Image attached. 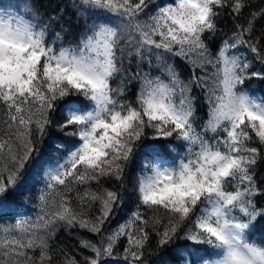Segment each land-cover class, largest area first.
I'll list each match as a JSON object with an SVG mask.
<instances>
[{
  "label": "snow or ice",
  "instance_id": "6c2138e0",
  "mask_svg": "<svg viewBox=\"0 0 264 264\" xmlns=\"http://www.w3.org/2000/svg\"><path fill=\"white\" fill-rule=\"evenodd\" d=\"M257 64L264 0H68L48 15L0 0V264H147L153 236V264H264V95L245 87L264 80ZM58 108L77 142L53 160L38 144ZM134 157L135 210L106 228ZM61 229L96 239L71 255Z\"/></svg>",
  "mask_w": 264,
  "mask_h": 264
},
{
  "label": "trees",
  "instance_id": "16d2710c",
  "mask_svg": "<svg viewBox=\"0 0 264 264\" xmlns=\"http://www.w3.org/2000/svg\"><path fill=\"white\" fill-rule=\"evenodd\" d=\"M35 3L44 15H48V14H51L58 5L67 4L68 0H35ZM68 17L74 20V18L71 16L70 11L68 13ZM220 24L223 27L224 31H229L232 27L231 21L227 17H222ZM256 67L264 68V65L257 64ZM181 71L183 75L187 76L188 73H187L186 67L181 66ZM245 87H250L252 90H254V94L264 95V80L252 79L246 82ZM137 89H138V84H133L131 86L130 91L128 93V99L134 100ZM196 95L198 99V115L201 118L206 119L207 118L206 117V111H207L206 105L204 104V101L200 93H196ZM61 118L62 117H61V114L58 108L57 113L53 117V120H54L53 126L47 130V135L44 137L43 142L38 144L40 154L45 157L52 155L55 157V159H58L66 154L63 151L57 152L53 150L56 143L59 142L61 139H63L68 144L77 142L76 137L65 136V134L59 129V127L56 126L55 122L59 121ZM148 134L150 137L151 136L150 130ZM150 142H151L150 140L144 141V143H150ZM252 146H256V145L253 144ZM141 148H143V145H141ZM140 151L141 149H137L138 155L140 154ZM142 159L143 157H141L140 159H137L134 157L133 161L126 167L125 169V176H126L125 189L126 190L123 191L124 202L119 208L115 209V215L111 217L110 222L105 225L106 228H109V229L115 228L120 223H123L125 220H127L131 212L135 210L137 200H136V196L133 191V185L136 183L137 177L141 173V160ZM257 173H258L259 178L264 179V162H261L259 166L257 167ZM93 187L95 188V185H93ZM104 187L111 188L113 187V184L105 183ZM35 194L36 193L34 191L33 193H28L20 197V199L25 200L27 203V209H21V211L34 210L35 200L28 199V196H34ZM141 211H144V209H141ZM144 214L146 216L151 215L150 212H145ZM81 237L92 239V240L96 239L94 235L87 233L84 230L75 229L72 232H68V231H65L64 229H61L58 233V236L55 242L56 248L61 249L68 254L76 255L77 251L79 250V239ZM155 240H156V237L153 236L151 244L149 248L146 250V255L149 252L151 253L147 264H153V262L156 259H158L161 255L165 254L164 251L156 248ZM118 251L122 253L123 244L119 247ZM85 254L87 253L85 252ZM77 258L79 259V256H77ZM54 260L56 261V264H61V256L58 253L54 255Z\"/></svg>",
  "mask_w": 264,
  "mask_h": 264
},
{
  "label": "bare ground",
  "instance_id": "6f19581e",
  "mask_svg": "<svg viewBox=\"0 0 264 264\" xmlns=\"http://www.w3.org/2000/svg\"><path fill=\"white\" fill-rule=\"evenodd\" d=\"M48 158L53 159V160L55 159V157L52 155L48 156Z\"/></svg>",
  "mask_w": 264,
  "mask_h": 264
}]
</instances>
